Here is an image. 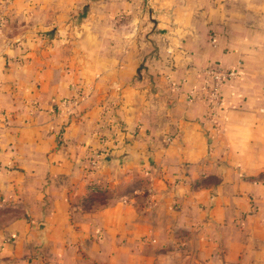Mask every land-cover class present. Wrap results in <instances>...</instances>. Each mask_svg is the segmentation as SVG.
<instances>
[{"label": "crops", "instance_id": "obj_1", "mask_svg": "<svg viewBox=\"0 0 264 264\" xmlns=\"http://www.w3.org/2000/svg\"><path fill=\"white\" fill-rule=\"evenodd\" d=\"M0 264H264V0H0Z\"/></svg>", "mask_w": 264, "mask_h": 264}, {"label": "built area", "instance_id": "obj_2", "mask_svg": "<svg viewBox=\"0 0 264 264\" xmlns=\"http://www.w3.org/2000/svg\"><path fill=\"white\" fill-rule=\"evenodd\" d=\"M205 76L203 91L199 99L204 100L208 107V119L216 123L220 114L221 105V85L229 79H235L238 76L236 69H225L221 66H209L203 70ZM102 152H98L92 159V166L98 165Z\"/></svg>", "mask_w": 264, "mask_h": 264}, {"label": "rangeland", "instance_id": "obj_3", "mask_svg": "<svg viewBox=\"0 0 264 264\" xmlns=\"http://www.w3.org/2000/svg\"><path fill=\"white\" fill-rule=\"evenodd\" d=\"M101 201L104 202L105 201V198H102Z\"/></svg>", "mask_w": 264, "mask_h": 264}]
</instances>
